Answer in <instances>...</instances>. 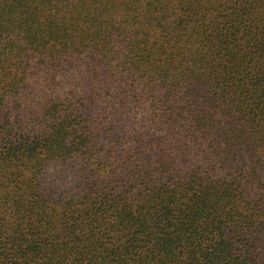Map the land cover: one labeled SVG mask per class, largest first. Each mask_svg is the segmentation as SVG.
Instances as JSON below:
<instances>
[{
    "label": "trees",
    "instance_id": "obj_1",
    "mask_svg": "<svg viewBox=\"0 0 264 264\" xmlns=\"http://www.w3.org/2000/svg\"><path fill=\"white\" fill-rule=\"evenodd\" d=\"M0 264H264V0H0Z\"/></svg>",
    "mask_w": 264,
    "mask_h": 264
}]
</instances>
